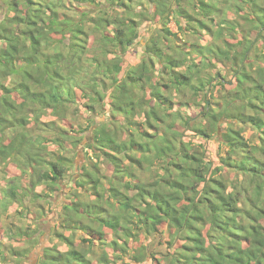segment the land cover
I'll return each instance as SVG.
<instances>
[{
  "label": "clouds",
  "instance_id": "9594fccd",
  "mask_svg": "<svg viewBox=\"0 0 264 264\" xmlns=\"http://www.w3.org/2000/svg\"><path fill=\"white\" fill-rule=\"evenodd\" d=\"M0 264H264V0H0Z\"/></svg>",
  "mask_w": 264,
  "mask_h": 264
}]
</instances>
